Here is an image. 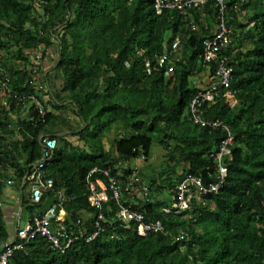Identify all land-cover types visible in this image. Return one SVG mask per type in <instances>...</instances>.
Instances as JSON below:
<instances>
[{"label": "trees", "instance_id": "1", "mask_svg": "<svg viewBox=\"0 0 264 264\" xmlns=\"http://www.w3.org/2000/svg\"><path fill=\"white\" fill-rule=\"evenodd\" d=\"M225 1L238 6L228 16L234 39L220 53L233 68L230 90L237 103L221 95L205 105V117L221 120L233 133L232 153L224 160L228 174L219 192L166 213V196L175 195L188 174L216 181L211 153L227 132L195 124L190 105L201 90L200 73L209 68L214 76L215 64L204 61V40L216 30L218 1L188 14H158L155 0H0V250L12 237L4 195L10 186L21 190L31 165L43 156L46 135L59 137L47 163L55 185L42 203L24 196V206L39 212L64 190L65 226L78 236L66 252L37 236L9 264H264V0ZM176 41L178 51L161 66L158 58ZM41 45L44 59L53 56L55 66L51 91L37 92L21 66L31 62L27 50ZM30 93L47 110L45 121H37L36 102L26 105ZM155 146L167 162L151 180L148 196L123 200L147 221L163 222L162 231L142 236L138 223L128 226L118 217L117 200L102 210L91 205L86 178L99 167L127 183L131 161L143 155L148 161ZM171 171L178 181L168 177ZM101 211L102 230L87 241Z\"/></svg>", "mask_w": 264, "mask_h": 264}, {"label": "built area", "instance_id": "2", "mask_svg": "<svg viewBox=\"0 0 264 264\" xmlns=\"http://www.w3.org/2000/svg\"><path fill=\"white\" fill-rule=\"evenodd\" d=\"M220 6L218 23L215 32L204 40V61L210 65L215 64L214 81L213 83L197 92L191 101L190 111L193 122L201 127L210 129L222 127L227 136L221 141L219 148L211 153V157L217 162V170L215 172L216 181L205 182L201 174H188L177 184V192L168 200V204L161 206L162 211L166 213L180 212L191 206L195 198L202 199L204 195L219 192L224 184L228 166L224 160L232 153L234 144V136L230 128L219 119H209L205 117V105L215 102L221 95L225 96L230 105L237 103L235 93L230 90L233 80V68L228 63L227 57H220V53L227 48L234 39V29L228 24L229 10L237 9V4L233 7L229 6L225 0H217ZM208 3V0H155L154 9L158 14H162L166 9H175L182 14H188L192 8L203 9ZM194 30L198 28L195 22H191ZM43 45L28 49L31 53V62L23 63L22 69L28 71V83L35 88L37 92L51 91L50 85V69H47L44 59ZM179 49V41H176L170 51H166L158 58L159 64L162 66L170 60L172 54ZM44 66V69H43ZM147 70L152 72V62L148 61ZM4 67L0 65V73L4 72ZM8 78V76H7ZM8 89L4 83L3 94H7ZM29 103L36 102L38 115L37 121H45L47 110L41 103L37 93L29 94ZM20 101L26 102L25 96H19ZM29 104V105H30ZM56 113V111H53ZM43 156L41 160L31 165L30 171L23 181L20 195L18 196L19 204V225L15 235L10 240L3 244L0 250V264H9V260L15 251L24 249L25 245L34 240L37 236L46 238L48 243L61 252L69 250L78 236L73 235L65 226L67 213L63 207L62 200L64 198V190L57 193L56 198L41 207L39 212H34L29 216H25L27 211L24 206V196L26 189H29L27 198L34 204L42 203L46 193L54 188L55 181L48 174L47 163L55 154L59 145V137L46 135L41 138ZM145 159L143 155L141 157ZM214 175L210 172L209 177ZM106 178L108 181H106ZM137 178H130L129 182L124 183L111 175L109 169H100L94 167L87 175V196L91 205L103 209L105 203L111 199H115L120 203L118 217L128 226L133 222L138 223V233L142 236H148L151 233L162 231L164 228L163 222L160 219L147 221L146 214L138 210H134L123 203V200L128 195H135L138 192H143L148 196V186L142 189L136 184ZM128 201V200H126ZM104 218L102 211L98 215L96 221V231L87 236V241L94 240L102 230L101 220ZM25 219L24 227L21 226V221ZM79 235L84 236V232L79 230Z\"/></svg>", "mask_w": 264, "mask_h": 264}, {"label": "crops", "instance_id": "3", "mask_svg": "<svg viewBox=\"0 0 264 264\" xmlns=\"http://www.w3.org/2000/svg\"><path fill=\"white\" fill-rule=\"evenodd\" d=\"M48 67L50 70H52L55 66V61L53 59V56H48L45 60V67ZM198 85L201 89H205L209 87L213 81L214 76L210 73L209 68L204 70L202 73H200L199 77L197 78ZM157 150H160L159 146H155L153 153L148 161H144L141 158L140 159H134L131 161V164L133 165V172L131 175L132 177H136L139 180L138 186L140 189H142L144 186H149L151 179L155 178L153 170L156 168V161L153 162L156 158ZM157 176V174H156ZM175 181H178V179H175ZM20 191L17 189L16 186H10L4 195V207L6 210V217L8 219V222L10 224V227L13 228L15 223L17 222L18 215H19V204H18V196ZM144 194L143 192H138L135 195H128L127 200H134L135 198L142 197ZM170 196H166V199L169 200Z\"/></svg>", "mask_w": 264, "mask_h": 264}, {"label": "rangeland", "instance_id": "4", "mask_svg": "<svg viewBox=\"0 0 264 264\" xmlns=\"http://www.w3.org/2000/svg\"><path fill=\"white\" fill-rule=\"evenodd\" d=\"M49 56H51V55H49ZM54 59V58H53ZM46 68L47 69H49L47 66H46ZM53 77L57 80V82H61L62 81V75L60 74V73H55V74H53ZM142 159V158H141ZM142 160H144V159H142ZM156 161V168H155V170H153L152 172H154V174H155V177H157L156 176V174H158V172H159V170L162 168V167H164L165 166V163L167 162L166 161V156H165V151L164 150H157V153H156V158H155V160L153 161V162H155ZM178 172V171H177ZM168 177L169 178H171V179H178V174L177 173H175V172H173V171H171L170 173H169V175H168ZM132 178H136V177H132ZM153 179V178H152ZM151 179V180H152ZM137 182H139V180L137 181ZM20 191V190H19ZM28 193H29V189H26V191H25V197L27 198V195H28ZM19 195H20V193H19ZM25 216H29V215H31L32 213H30L29 211H25ZM24 225H25V219H23L22 221H21V226L22 227H24Z\"/></svg>", "mask_w": 264, "mask_h": 264}, {"label": "water", "instance_id": "5", "mask_svg": "<svg viewBox=\"0 0 264 264\" xmlns=\"http://www.w3.org/2000/svg\"><path fill=\"white\" fill-rule=\"evenodd\" d=\"M19 219H20V215H18L17 222L15 223V225L13 226V228H12V230H11V234H12V236L15 235V233H16V230H17L18 225H19Z\"/></svg>", "mask_w": 264, "mask_h": 264}]
</instances>
